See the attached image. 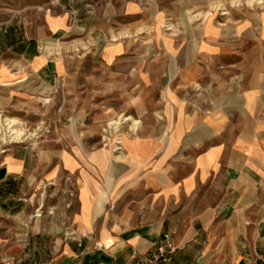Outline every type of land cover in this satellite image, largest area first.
Wrapping results in <instances>:
<instances>
[{
    "label": "crops",
    "instance_id": "1",
    "mask_svg": "<svg viewBox=\"0 0 264 264\" xmlns=\"http://www.w3.org/2000/svg\"><path fill=\"white\" fill-rule=\"evenodd\" d=\"M45 3L30 37L15 38L7 49L29 72L54 82L73 60L42 52L54 44L44 36L73 27L94 33L102 23L87 0ZM215 33L191 43L196 56L189 58H118L117 45L91 43L116 83L111 95L144 99L143 121L137 127L126 124L131 132L122 138L121 155L52 153L28 173L29 156L8 155L10 169L0 176V210L14 215L16 224L13 235H0V257L19 264H145L144 258L169 239L175 246L170 264H264L262 60L250 65L228 99L180 108L185 91L195 89L193 81L216 66L232 65V55L218 56L228 47L209 41ZM1 68L9 69L2 60ZM87 162H94L93 168L82 164ZM37 181L53 186L51 207L60 212L45 225L33 214L24 217Z\"/></svg>",
    "mask_w": 264,
    "mask_h": 264
},
{
    "label": "rangeland",
    "instance_id": "2",
    "mask_svg": "<svg viewBox=\"0 0 264 264\" xmlns=\"http://www.w3.org/2000/svg\"><path fill=\"white\" fill-rule=\"evenodd\" d=\"M45 2L0 0V60L19 73L15 76L9 74V69H0V115L18 121L17 127L25 132L39 135L35 145L28 140L10 145L0 142V176L10 169L8 155L17 152L30 158L26 173L36 170L52 153L73 150L106 154L110 150L122 154V138L131 132L126 124L132 122L122 117L131 116L141 123L143 119L139 115L144 99L111 95L116 83L110 81L104 57L98 50L92 51L94 40L117 45L114 56L118 58H189L196 56L191 43L206 40L207 33L215 31L209 41L228 47L218 56L232 55L234 60L232 65L214 67V71L204 74L197 83L193 81L195 89L185 91L180 105L186 110L211 99L218 102L224 97L228 99L238 91L243 75L256 59L262 60L260 68L264 71V0H87L89 9H93L92 16L102 23L96 32L73 27L44 36V42L54 44H49L53 49L42 52L61 60H73L65 76L61 73L50 82L29 72L20 57L12 53L14 50L7 49L15 38L30 37ZM207 11L209 16H203ZM21 79L24 80L17 82ZM140 90L139 83H135L134 93L139 95ZM132 108L135 116L131 115ZM150 108L153 110V103ZM113 120L121 121L117 129L109 126ZM4 127L0 123V132H4ZM114 146L120 149L115 150ZM82 164L89 169L95 163ZM102 164L110 166L109 162ZM116 164L124 167L122 163ZM37 182L31 185L33 192L38 187L32 199L28 200L31 194L24 197V202L28 200L24 217L33 214L45 225L46 219L59 217L60 212L51 207L53 186L46 181ZM15 224L14 215L0 210V235H13Z\"/></svg>",
    "mask_w": 264,
    "mask_h": 264
},
{
    "label": "bare ground",
    "instance_id": "3",
    "mask_svg": "<svg viewBox=\"0 0 264 264\" xmlns=\"http://www.w3.org/2000/svg\"><path fill=\"white\" fill-rule=\"evenodd\" d=\"M210 12L207 11L203 14V16L207 17L209 16ZM122 120L124 121H132V123L134 125H138V120H135L133 117L131 116H124L122 117ZM120 120H113L109 123V126L113 127V129H117L119 127L120 124ZM0 123L5 126L3 131L4 132H0V142L4 145H10L12 143H23L25 141H31L32 144H36L37 140H38V133H32V132H25V130L17 127V124H19L18 121H15L14 119H10L8 117H5L4 119L2 118V116L0 115ZM2 131V130H1ZM121 143L118 142V144ZM115 147V148H114ZM113 148L115 150H118L120 148L114 146ZM113 149V150H114ZM6 151V150H3Z\"/></svg>",
    "mask_w": 264,
    "mask_h": 264
},
{
    "label": "built area",
    "instance_id": "4",
    "mask_svg": "<svg viewBox=\"0 0 264 264\" xmlns=\"http://www.w3.org/2000/svg\"><path fill=\"white\" fill-rule=\"evenodd\" d=\"M40 208V207H39ZM101 248L102 244H97ZM175 249L173 242L169 239H164L159 243L155 250L144 258L145 264H170L171 255ZM0 264H19L9 258L0 257Z\"/></svg>",
    "mask_w": 264,
    "mask_h": 264
}]
</instances>
